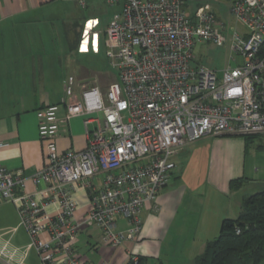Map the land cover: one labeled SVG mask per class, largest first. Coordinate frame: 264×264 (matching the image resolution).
<instances>
[{
  "label": "built area",
  "instance_id": "2783aa9c",
  "mask_svg": "<svg viewBox=\"0 0 264 264\" xmlns=\"http://www.w3.org/2000/svg\"><path fill=\"white\" fill-rule=\"evenodd\" d=\"M91 1L75 0L82 10ZM100 1L120 8L104 31L117 83L101 91L67 77L65 101L36 113L44 165L25 176L0 164V203L13 205L28 237L22 248L0 240L7 263L34 250L41 264H90L77 249L80 225L98 229L108 248L135 242L140 211L172 180L183 145L206 136L264 140V0H231L229 14L242 30L233 31L230 48L240 61L221 70L196 63L193 54L197 43L226 42V25L208 8L190 16L181 0ZM79 116L85 148L58 153L56 139ZM75 188L88 197L81 219ZM128 259L138 264L131 253Z\"/></svg>",
  "mask_w": 264,
  "mask_h": 264
},
{
  "label": "crops",
  "instance_id": "0c3cea01",
  "mask_svg": "<svg viewBox=\"0 0 264 264\" xmlns=\"http://www.w3.org/2000/svg\"><path fill=\"white\" fill-rule=\"evenodd\" d=\"M181 1L188 9L186 0ZM204 7L216 15L208 4L199 3H195L188 15ZM115 8L117 12L107 23H102L100 30L95 26L112 9L100 0L88 2L83 10L75 0H0V164L8 170L22 171L27 176L44 165L36 113L65 101L62 84L67 77L59 76L54 69L59 61L52 57L51 50L52 36L58 33L55 26L61 25L63 35L66 34L64 27L72 26L81 35L101 34L105 39L107 24L120 12V8ZM65 41L69 46L74 40L66 38ZM76 80L93 85L90 83L93 79L83 75ZM97 87L106 91L109 86L106 90ZM248 144L241 136H206L183 145L174 155L176 161L173 160L176 169L180 162L178 180L169 182L154 202L144 204L139 214L142 225L138 239L120 248H108L98 229L83 224L77 241L81 258L90 264H131L128 259L131 253L140 264H195L205 244L217 238L221 222L239 215L243 196L234 200V193L254 183L246 177V156L250 151V167L259 172L255 159L262 145L251 150ZM55 145L58 153L67 149L83 150L86 146L83 117L69 120ZM232 181H238L240 187L232 189ZM25 190L34 191L30 180L25 181ZM73 198L77 202L76 218L81 219L88 209L87 193L75 188ZM0 212L3 213L0 240L9 241L14 248L24 247L28 239L26 243L14 239L21 228L16 209L2 202ZM48 212L53 213V209ZM119 226L124 227L123 221H119ZM16 259L20 262L0 260V264H41L34 250L19 251Z\"/></svg>",
  "mask_w": 264,
  "mask_h": 264
},
{
  "label": "rangeland",
  "instance_id": "374dc122",
  "mask_svg": "<svg viewBox=\"0 0 264 264\" xmlns=\"http://www.w3.org/2000/svg\"><path fill=\"white\" fill-rule=\"evenodd\" d=\"M195 3L208 4L216 12V15L220 21H222L227 27L226 42L222 46L213 43H197L194 46L193 54L196 63L213 70L234 67L237 63H239L240 60H232L233 54L230 48L229 37L232 35L233 31H241L242 27L229 14L231 0H186L188 9L184 7L183 8L187 14L192 13ZM107 7L112 9L107 10L106 14L101 18V20L98 21V25L95 26L97 29L102 30V23H107L112 15L117 12V8L115 7L118 6L111 7L107 5ZM55 27L57 28L58 33L54 37L52 36L53 43L51 50L53 54L52 57L59 61V63L56 64V67H54V69L57 70L59 76L68 77V75H70L78 79L83 75L89 79H93V81L90 82L91 84H95L101 88L105 87L103 90H106V87L117 83V72L110 66V60L107 55L108 47L101 34L100 36L96 37L93 36V34L88 35L87 33L81 35L82 32H80L79 29L68 26L64 27V33L66 34L63 35V28L61 25H56ZM77 37L78 40L81 41L80 44L77 46V48L73 49L72 51L70 50L69 52L68 49L70 46H67L68 42H66L65 39L69 38L70 41L74 40L72 41L74 44ZM248 140V143L250 142L249 144L247 143L249 145V149L254 150L257 145H262V150L258 152L256 151L257 157L255 161L256 167L259 168V172H255L254 167H250V155H252L251 151L249 155L247 154L246 156V177L251 179V181L254 183L252 185L246 184L239 191H235L234 194H236V197L235 199L233 198L234 200H236L237 197L243 196V199L239 204L240 209L248 197L264 190L263 139L262 137H252ZM173 160H175L174 157ZM179 163L180 162H177V169L175 167L172 172L173 175L170 182L178 180V171L180 168ZM2 223L3 213L0 212V227ZM1 232H3V230L0 229V233ZM14 239L16 241L20 239L23 243H26L28 238L26 237L24 231L19 228L14 236ZM32 255L33 251H31L30 256ZM260 264H264V260Z\"/></svg>",
  "mask_w": 264,
  "mask_h": 264
},
{
  "label": "trees",
  "instance_id": "16d2710c",
  "mask_svg": "<svg viewBox=\"0 0 264 264\" xmlns=\"http://www.w3.org/2000/svg\"><path fill=\"white\" fill-rule=\"evenodd\" d=\"M69 45V50L78 46ZM252 137H244L245 143ZM238 189V181L230 182ZM236 229L239 233H236ZM264 260V190L248 197L236 219L221 222L217 238L207 242L204 251L196 257L195 264H260ZM138 264L140 260L138 259Z\"/></svg>",
  "mask_w": 264,
  "mask_h": 264
}]
</instances>
